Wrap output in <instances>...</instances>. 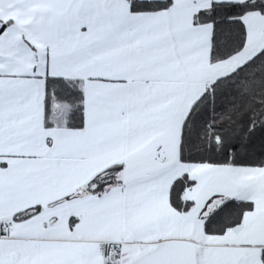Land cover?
<instances>
[{
  "label": "snow or ice",
  "instance_id": "1",
  "mask_svg": "<svg viewBox=\"0 0 264 264\" xmlns=\"http://www.w3.org/2000/svg\"><path fill=\"white\" fill-rule=\"evenodd\" d=\"M0 264H264V0H0Z\"/></svg>",
  "mask_w": 264,
  "mask_h": 264
}]
</instances>
